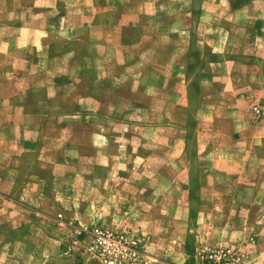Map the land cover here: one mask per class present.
<instances>
[{
	"label": "rangeland",
	"instance_id": "obj_1",
	"mask_svg": "<svg viewBox=\"0 0 264 264\" xmlns=\"http://www.w3.org/2000/svg\"><path fill=\"white\" fill-rule=\"evenodd\" d=\"M158 1L161 15L135 17L125 41L116 26L84 27L79 0H0L50 13L0 32V69L36 56L58 84L22 70L0 74V88L61 94L42 113L54 123L43 146L51 174L26 177L44 183L54 208L0 196V264H118L95 254L97 226L134 241L138 260L122 264H208L221 249L235 264H264V75L247 80L249 65L222 63L229 33L233 55L264 51L262 17L233 21L247 0ZM95 41L107 47L87 46Z\"/></svg>",
	"mask_w": 264,
	"mask_h": 264
},
{
	"label": "crops",
	"instance_id": "obj_2",
	"mask_svg": "<svg viewBox=\"0 0 264 264\" xmlns=\"http://www.w3.org/2000/svg\"><path fill=\"white\" fill-rule=\"evenodd\" d=\"M136 0H79V14L82 17L83 26L89 24V19L93 20V26L110 28L116 26L123 34V40L127 41L130 26L135 24V17L142 15H150L149 9H157L153 12L154 16H160V9L163 6L158 0H141L142 5H137ZM264 0H247L243 5L233 8L232 14L235 17V23H243V21L253 23L259 17H262L263 25L260 32L264 40V11L260 10V4ZM151 2V3H150ZM62 9V15H65V10ZM143 10V11H142ZM146 10V11H144ZM193 14V11H190ZM207 14V13H204ZM0 15L7 16L0 19V32L11 31L13 27L14 32L21 31L22 17L26 16L28 20L37 19L42 16H49L50 13L47 9L36 10L30 9L28 14L23 13L20 8L2 9L0 8ZM158 21V20H157ZM251 25V24H250ZM252 34H255L253 31ZM228 44L223 46L227 57L223 65L230 63H245L249 65V73L245 78L262 79L264 67V51L255 53L254 57L243 55V50L238 51L240 54L233 55L237 52L233 50L234 37L228 34L226 37ZM7 44V41H2L0 47ZM26 44H36L35 42H22L17 40L14 47H23ZM89 47L101 49L107 47L106 44L94 42L87 43ZM264 48V47H263ZM95 62L100 64L112 63V59H103L102 55L98 56ZM13 64L7 68L0 69V74L7 75V77H16V74H21L22 70L28 71L33 75V80L41 75L44 78L46 85L50 87L58 86L55 83L56 75L53 72L42 71L39 69V60L36 56H27V58L13 59ZM25 65V66H24ZM28 68V69H27ZM257 69V70H256ZM251 74H253L251 76ZM224 76V75H223ZM227 80H231V75L227 76ZM247 88H249L247 86ZM250 89V88H249ZM60 89L57 87L55 95L43 87L39 88L37 84L30 86L23 93L20 91H3L0 88V196L4 202H12L14 206L21 209H39L42 211L51 210L54 208L53 201L50 195L44 191L43 184L35 186L32 180H26V177L39 175L43 182V177L51 174L49 172L50 166L47 160L51 157L47 155V145H49L50 138L45 136L48 128L53 127V121L49 120L47 116H42L43 112H47L49 108V101L55 98H60ZM3 96V97H1ZM40 103H37L38 101ZM68 127L63 126L62 129L66 130ZM101 128V126H99ZM38 130H41V136H38ZM96 133V131H95ZM98 133V132H97ZM99 139L102 140V135L99 134ZM43 146H46L43 148ZM33 161H45L35 163ZM15 174L16 177L9 181L10 174ZM264 183V182H263ZM263 185V184H262Z\"/></svg>",
	"mask_w": 264,
	"mask_h": 264
},
{
	"label": "built area",
	"instance_id": "obj_3",
	"mask_svg": "<svg viewBox=\"0 0 264 264\" xmlns=\"http://www.w3.org/2000/svg\"><path fill=\"white\" fill-rule=\"evenodd\" d=\"M93 250L104 262L122 264L138 260L140 252L127 233L111 227L97 226L92 230ZM238 259L230 251L221 249L208 255V264H235Z\"/></svg>",
	"mask_w": 264,
	"mask_h": 264
}]
</instances>
